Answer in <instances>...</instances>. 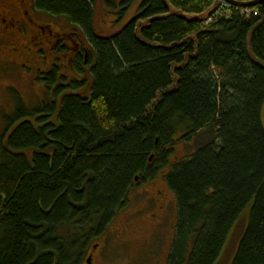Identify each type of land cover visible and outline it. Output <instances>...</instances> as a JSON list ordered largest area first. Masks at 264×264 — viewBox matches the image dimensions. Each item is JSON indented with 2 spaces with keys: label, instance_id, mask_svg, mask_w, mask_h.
I'll return each instance as SVG.
<instances>
[{
  "label": "trees",
  "instance_id": "1",
  "mask_svg": "<svg viewBox=\"0 0 264 264\" xmlns=\"http://www.w3.org/2000/svg\"><path fill=\"white\" fill-rule=\"evenodd\" d=\"M136 1L103 0L104 24L106 6L121 18ZM140 1L103 34L98 0H32L36 17L66 18L81 39L74 63L35 69L42 100L13 92L0 137V264H87L90 240L160 173L178 211L168 264H216L250 204L232 264H264V2ZM205 132L209 143L171 160Z\"/></svg>",
  "mask_w": 264,
  "mask_h": 264
},
{
  "label": "rangeland",
  "instance_id": "2",
  "mask_svg": "<svg viewBox=\"0 0 264 264\" xmlns=\"http://www.w3.org/2000/svg\"><path fill=\"white\" fill-rule=\"evenodd\" d=\"M140 2L141 1L138 0L132 4L121 18L120 15L117 14L119 10L115 13V8L106 6L105 11L108 18L106 20L107 24H104L103 0H98V4L95 7L94 22L97 31L103 34L110 32L112 30L110 22H114L113 25H116L114 27L115 31L119 29L126 24L125 22L136 11L137 6L139 8ZM221 9H227V7L222 5ZM35 19L44 26L46 32L44 35L40 34L38 37L36 36V39L27 42L30 47V53H33L31 58L28 59V62H30L29 64L33 66L34 69L30 66L28 69L23 67L20 63V59L16 58V53L15 56H13L9 51L10 46H6L0 51V62L12 63V61L15 60L13 67L0 65V137L5 130L7 117L12 115L14 111L13 92L23 95L24 100L29 104L37 101L39 98L40 100L43 99L45 94L41 91V87L44 86L45 81L37 78L36 73L38 70H35L45 67L40 57L46 55L48 57L47 61L50 62L54 59L52 58L53 56H55V58H62L63 55H65L64 46L69 42L70 36L74 43H79L81 39V34L75 31V27L72 26L66 18L40 13ZM50 29L56 32L60 31L61 33H67V36H60L57 39H50L51 41L48 40L47 42H43V39L48 37V31ZM72 31H75L76 35H72ZM82 39L84 43H88L86 36H83ZM72 46L75 48L73 43ZM40 49L42 52L38 54L35 53ZM32 50L34 52H32ZM16 52L19 54L20 50L17 49ZM262 119L264 123V109L262 112ZM208 133L210 132H205L204 135L199 138L195 137L188 142L177 144L175 146V151L169 154L171 160L174 161L176 154L178 158H180L179 161L194 154L202 147H198L199 143L204 142L203 144L206 145V143L211 141L213 133L211 132L210 135ZM173 161L166 167L167 170H171ZM145 183L137 190V192L140 193L141 199L140 197H138L140 200L133 198L134 201L128 210L119 213L104 234H100L96 238L90 240L86 249V254L92 251L93 245L99 244L94 264H168L176 230L175 226L178 213L177 200L165 179V174L163 175V173H160L159 176L151 179L149 184L145 185ZM156 192L157 194L161 193L163 196L162 203L165 207V211L162 213L155 208V200H153V203L152 200H150ZM149 207H151V209H149ZM251 208L252 204L242 213L216 264H232L240 240L248 227ZM140 210H143V213L132 216ZM129 212L132 213V215H129ZM153 214H157V218L154 217ZM161 220L163 221V225H157Z\"/></svg>",
  "mask_w": 264,
  "mask_h": 264
},
{
  "label": "flooded vegetation",
  "instance_id": "3",
  "mask_svg": "<svg viewBox=\"0 0 264 264\" xmlns=\"http://www.w3.org/2000/svg\"><path fill=\"white\" fill-rule=\"evenodd\" d=\"M33 11L35 10L32 4V0H0V51L6 46H10L9 51L13 54V56H15L16 53V58L20 59V63L26 69H28L30 65L28 59H30L31 55H33L32 53H30V47L28 46L27 42L36 39V36L38 37L40 34L44 35L46 32L44 26L36 21V14H34ZM60 36L66 37L67 33H61L60 31L56 32L50 29L48 31V37H43V42H47L50 39H57ZM72 43L73 39L70 36L69 42H67V44L64 46L68 50V52H65V55H63V63L66 64V66L68 65V63H74L73 61L75 60V56L77 55V49H79L73 48ZM17 49L20 50L19 54L16 52ZM83 50L85 52V55L87 56L88 51H86V49ZM39 52L40 50L36 51L35 53L38 54ZM40 58L42 59V63H45L47 67L54 66V60L56 61L57 59H59L58 57L55 58V56H53L52 58L54 59L50 62L47 61L48 57L46 55ZM14 62L15 60H13L12 63L0 62V65H8L13 67ZM153 158L154 157L152 156L151 161ZM166 167H164V169H161V171L163 170L164 172L166 170ZM149 181L150 180H147L145 185L149 184ZM143 184L144 183L140 182L136 186L140 187ZM136 196L140 197V193H137V191L135 197ZM162 197L163 196L161 193L157 194L156 192V194H154L152 198H150V200H152V203L153 200H155L154 206L161 213L165 211V207L162 203ZM149 209H151V207H149ZM138 213H143V210H140L134 215H138ZM153 215L156 218L158 216L157 214ZM157 225L162 226L163 221L161 220ZM95 256L96 253L94 255V259Z\"/></svg>",
  "mask_w": 264,
  "mask_h": 264
},
{
  "label": "water",
  "instance_id": "4",
  "mask_svg": "<svg viewBox=\"0 0 264 264\" xmlns=\"http://www.w3.org/2000/svg\"><path fill=\"white\" fill-rule=\"evenodd\" d=\"M225 2H227L229 5L232 6H236V7H249V6H256L262 2H264V0H253V1H248V2H240V1H236V0H224ZM97 245L94 246V250L97 249ZM93 255L94 253L90 254L89 258L87 259V264H93Z\"/></svg>",
  "mask_w": 264,
  "mask_h": 264
},
{
  "label": "bare ground",
  "instance_id": "5",
  "mask_svg": "<svg viewBox=\"0 0 264 264\" xmlns=\"http://www.w3.org/2000/svg\"><path fill=\"white\" fill-rule=\"evenodd\" d=\"M257 6V5H256Z\"/></svg>",
  "mask_w": 264,
  "mask_h": 264
}]
</instances>
